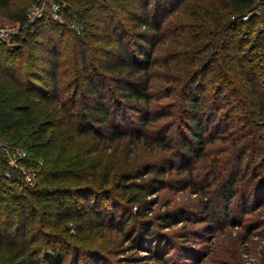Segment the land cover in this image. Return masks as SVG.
I'll return each instance as SVG.
<instances>
[{
  "label": "trees",
  "instance_id": "trees-1",
  "mask_svg": "<svg viewBox=\"0 0 264 264\" xmlns=\"http://www.w3.org/2000/svg\"><path fill=\"white\" fill-rule=\"evenodd\" d=\"M51 1L0 0V264H173L196 223L264 229V0Z\"/></svg>",
  "mask_w": 264,
  "mask_h": 264
},
{
  "label": "rangeland",
  "instance_id": "rangeland-1",
  "mask_svg": "<svg viewBox=\"0 0 264 264\" xmlns=\"http://www.w3.org/2000/svg\"><path fill=\"white\" fill-rule=\"evenodd\" d=\"M51 0H42L41 4L32 3L30 7V15L33 19L39 17L42 14L51 15L56 18V10L54 4L51 3ZM17 26V23L11 22L3 16H0V27L7 28ZM39 39L43 41L46 40V35H41ZM7 43H12V37L7 39H2ZM62 46H70L69 36L61 37ZM2 141H0L1 143ZM10 148V147H9ZM7 149V148H6ZM19 148L14 149L15 152ZM8 150V149H7ZM22 151V150H20ZM146 155H144L145 157ZM8 167L5 169L7 170ZM3 169L0 168V174ZM10 170V168L8 169ZM199 171L203 168H199ZM197 170V171H198ZM198 171V172H199ZM202 173V172H201ZM160 200L163 203H170L171 206H177L179 208H186V216L199 217L204 214L203 208L199 205L197 197L187 191H177L172 189H165L160 192ZM220 204V203H219ZM156 208H159L158 206ZM218 213H224L221 209L217 208ZM236 219H239L242 214L236 212ZM252 217L253 220L258 218V212L247 215L246 218ZM261 217L264 218V212H261ZM260 218V216H259ZM178 220V219H177ZM183 223L178 222V224L173 227L171 230L179 229ZM248 225L247 221L243 222V225L237 226L236 224H228L221 230H211L209 224L196 223L191 227L192 233L190 235V240L187 243L189 249L182 250V254L173 258V264H219L222 259L231 260L235 259L237 264H260L262 256V245L264 241H260L261 233L264 229H254L249 236V239L243 242L240 240V236L244 233L245 227ZM169 230V229H167ZM97 237V236H96ZM97 240L99 244L106 245L108 247L118 248L120 247L121 239L114 233L105 232L103 236H98ZM179 242L180 238L175 239ZM243 242V243H242ZM122 244V242H121ZM146 254L147 252H143ZM141 253V254H143ZM132 254V253H129ZM207 255V257H205ZM185 256H187L185 260ZM229 256V257H228ZM190 258V259H189ZM135 264H158L155 261H150V259L137 262Z\"/></svg>",
  "mask_w": 264,
  "mask_h": 264
},
{
  "label": "built area",
  "instance_id": "built-area-1",
  "mask_svg": "<svg viewBox=\"0 0 264 264\" xmlns=\"http://www.w3.org/2000/svg\"><path fill=\"white\" fill-rule=\"evenodd\" d=\"M259 2H261L262 0H258ZM55 7V10L56 12L58 11L59 9V6L58 5H54ZM56 17H58V14H56ZM30 18H32V16L30 15ZM248 16L245 17V19H247ZM20 33V26L19 24H17V26H13V27H7V28H3V27H0V39H7L8 37H13L17 34ZM18 154L23 157V156H26V152L25 151H19ZM10 165L12 166H18V160L16 158H12L10 161H9ZM23 173H24V177H25V180L28 184H34V180H35V173L34 172H31L29 170H23ZM7 176H10V173H6Z\"/></svg>",
  "mask_w": 264,
  "mask_h": 264
}]
</instances>
